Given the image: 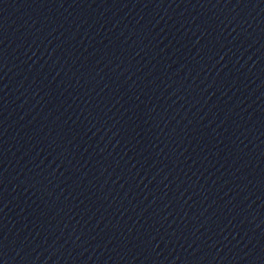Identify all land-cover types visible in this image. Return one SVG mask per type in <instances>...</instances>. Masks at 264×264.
<instances>
[{
  "label": "water",
  "instance_id": "water-1",
  "mask_svg": "<svg viewBox=\"0 0 264 264\" xmlns=\"http://www.w3.org/2000/svg\"><path fill=\"white\" fill-rule=\"evenodd\" d=\"M165 1H203V2H264V0H165Z\"/></svg>",
  "mask_w": 264,
  "mask_h": 264
}]
</instances>
